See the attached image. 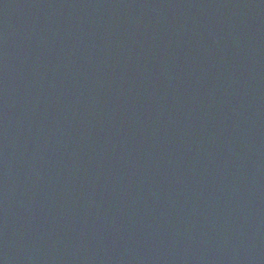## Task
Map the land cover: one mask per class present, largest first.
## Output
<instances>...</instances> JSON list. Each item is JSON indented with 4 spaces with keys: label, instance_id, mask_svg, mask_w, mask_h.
Listing matches in <instances>:
<instances>
[{
    "label": "water",
    "instance_id": "water-1",
    "mask_svg": "<svg viewBox=\"0 0 264 264\" xmlns=\"http://www.w3.org/2000/svg\"><path fill=\"white\" fill-rule=\"evenodd\" d=\"M0 264H264V0H0Z\"/></svg>",
    "mask_w": 264,
    "mask_h": 264
}]
</instances>
